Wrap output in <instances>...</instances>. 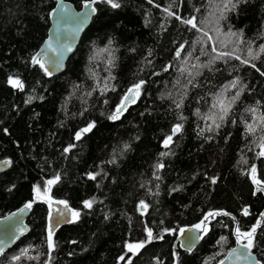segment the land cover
Listing matches in <instances>:
<instances>
[{"label":"trees","instance_id":"1","mask_svg":"<svg viewBox=\"0 0 264 264\" xmlns=\"http://www.w3.org/2000/svg\"><path fill=\"white\" fill-rule=\"evenodd\" d=\"M65 1L78 9L87 0ZM117 2L93 3L96 13L64 70L48 76L33 57L55 0H0V160L9 161L0 172V217L33 201L37 185L80 213L54 230L50 252L48 203L36 200L28 231L0 264H174L175 250L176 264H216L236 242V228L247 232L257 221L250 251L264 264V193L254 194L250 179L255 166L264 182V0L231 11L226 0ZM190 18L196 28L182 23ZM141 81L135 102L110 120ZM89 123L95 127L76 140ZM176 124L182 130L165 148ZM85 200H94L91 208ZM209 212L198 245L174 248L180 228ZM221 237L226 242L217 243ZM142 241L135 253L126 248Z\"/></svg>","mask_w":264,"mask_h":264},{"label":"water","instance_id":"2","mask_svg":"<svg viewBox=\"0 0 264 264\" xmlns=\"http://www.w3.org/2000/svg\"><path fill=\"white\" fill-rule=\"evenodd\" d=\"M90 0L83 1L81 6L78 9H75L73 5L65 0H55V4L49 14L48 18V27L46 30V36L40 43L34 57L38 58L45 66L51 71V75L54 76L58 73H61L64 70L65 64L69 56L74 52L75 48L77 47L79 40L88 27L92 17L95 15L96 10L94 13L90 11V8H95L94 4L90 5V8H85L84 5L89 3ZM88 12L89 15L85 19L84 14ZM83 21V22H82ZM51 45V47H49ZM70 49V50H68ZM39 54V55H37ZM33 57V58H34ZM59 64V67L56 66V63ZM128 94V90L123 95V97ZM122 97V99H123ZM121 103V102H120ZM127 105L132 103L131 101H127ZM117 106L115 107L113 113L115 112ZM264 150L262 148L259 149V153ZM263 157V156H261ZM6 160H0V172L6 169L7 164L4 163ZM250 179L253 183L252 174H250ZM257 189H261L257 191ZM264 193V185L254 184L253 183V193ZM48 197V196H46ZM46 197L44 201L46 202ZM56 201L60 200H52L51 211L53 215V222H55L56 218H60L62 220L70 221L73 216L72 212L74 211L69 206L67 209L63 204L56 203ZM25 204L9 211L8 213L4 214L0 217V255L3 254L5 251L10 249L12 245L18 241L23 235L26 234L28 231V225L26 223V219L29 215L30 209H25L23 212L20 210L24 207ZM68 205V204H67ZM140 209H142L140 207ZM63 213L61 217L59 214ZM48 214H49V204H48ZM264 206L259 213L261 218H264ZM48 215H47V226H48ZM65 223H61L59 226ZM196 225H187L181 229L185 230V234L182 236L180 234V230L178 231L177 235L173 240V247H178L180 250L189 252L187 246V240L189 237L194 236H202V231L196 229ZM57 227H54V230ZM200 242V240L196 241L192 247V251ZM245 242L237 241L225 252L223 257L216 263L220 264L223 261V264H256V261H259L256 255L251 252V256L248 259H244L242 257L238 258L237 254H232V250L236 249L237 253H242L245 250L242 248V244ZM178 253L174 251V264L177 263ZM260 262V261H259ZM261 264V263H260Z\"/></svg>","mask_w":264,"mask_h":264},{"label":"snow or ice","instance_id":"3","mask_svg":"<svg viewBox=\"0 0 264 264\" xmlns=\"http://www.w3.org/2000/svg\"><path fill=\"white\" fill-rule=\"evenodd\" d=\"M97 0H90L89 3H86L84 5L85 8H90V5L92 3H96ZM103 2L109 4L112 8H119L120 7V4L117 2V0H103ZM152 0H149V3H151ZM241 3H248V0H226V2L224 3L223 5V8L224 10H228V11H231V10H234L236 7L239 6V4ZM90 11L92 13L95 12V8H90ZM165 11H168L167 9ZM89 15L88 12H86L84 14V17L85 19L87 18V16ZM168 15L170 16H173L175 15V13L171 12V11H168ZM176 19L180 20L181 17L179 16H176ZM83 22V21H82ZM182 23H185V24H188V25H191L193 28H196L197 25L196 23L194 22V18H190V19H187V20H182ZM232 35H237L236 33H232ZM109 43H111V41H109ZM49 47H51V45H49ZM70 50V49H68ZM107 49H105L106 51ZM260 51L261 52H264V45H261L260 47ZM249 54L251 55V50L249 52ZM39 55V54H37ZM177 55H179V53H177ZM237 59H239V57H236ZM255 58V57H253ZM33 63H36V64H39L40 68L44 70L45 74L47 75H51V71L45 66L44 63H42L39 59H37L36 57L33 58ZM53 63H56V66L59 67V64L55 61H53ZM111 63V61L109 62ZM244 63H248V61H244ZM253 68H255V65L253 64L252 65ZM167 70V69H165ZM257 71H259V69H257ZM261 75H264V73H261ZM9 83L13 86V87H17V88H20V89H23V84L20 80L18 79H9ZM143 81H141L140 83H137L135 85H133L132 88L128 89V94H126L123 99L121 100V103L117 106L116 110L114 113H112L110 116H109V119L110 120H117L120 118V116L123 114V111L126 110V103L127 101H131V102H135V98L136 96L139 95V91L143 85ZM235 86V85H233ZM237 96H239V93H237ZM31 97H29V101H31ZM180 105L178 104L177 107H179ZM252 111H255L254 109H252ZM226 114V113H225ZM221 119H223V117H221ZM264 119V118H262ZM95 127V124L94 123H89L87 125V127L81 129L80 131H78L76 134H75V139L76 140H80L82 135L84 133H87L89 131H91V129ZM217 127H219V125H217ZM182 130V125L181 124H176L173 129H172V135L168 136L165 140H164V147L165 148H168L170 143L172 142V139H173V136L176 135L177 133H179L180 131ZM248 131L249 132H253L254 129L252 127V125H248ZM262 140H264V138H262ZM74 147V145H70L69 147L65 148L64 149V152L67 153L71 150V148ZM128 145H125V148H127ZM261 148L264 149V142H262L261 144ZM162 156L164 155H168V153H161ZM258 155L260 156H264V150H262ZM114 162V161H112ZM5 164L9 163V161H4ZM246 163V161H245ZM157 169H162L164 167V165L162 163L160 164H157L156 165ZM255 172H256V168L255 166H253L251 168V173H252V179H253V183L254 184H257V185H260L264 182L260 181V180H257L255 178ZM96 175L97 174H92V173H89L88 174V178L89 179H92V180H95L96 179ZM157 179H159V177H157ZM60 180V176L59 175H56L53 179H49L46 181V185L48 186V188H50L51 185L57 183L58 181ZM217 181H216V178H211V183L215 184ZM47 188L45 189V196H46V192H47ZM174 191L175 190H178V189H173ZM261 189H257V191H260ZM34 192H35V198L33 199V201H30L28 203H26L24 205V207L20 210L21 212H23L25 209H31L32 206H33V203L36 202V200H39L41 199V190H40V186H35L34 187ZM255 194V193H254ZM46 202L49 204V214H48V226H47V237H46V240H47V245H48V248L51 251H53L55 249V243H54V240H53V236H54V227H58L61 223H72L74 222L75 219H78L79 218V215L80 213L79 212H76V211H73L72 212V216H73V220L72 221H68V220H62L60 218H56L55 219V222H53V215H52V211H51V205H52V200L50 197H46ZM56 203H60V204H63L65 206V208L67 209L68 205H67V202L66 201H56ZM94 203V200H85L83 202L84 204V207L85 208H91L92 205ZM140 207L143 208V209H146L148 207V205H146L143 201L140 202ZM219 214H223V215H229L228 213L224 212V213H215V215H219ZM61 217L63 216V213H60L59 214ZM214 215L213 213H208L207 216H205L204 220H207L209 216H212ZM244 215H248V210L247 208L244 209ZM264 215V214H262ZM260 224V221H257V224L255 226L252 227V229L250 231H247V232H241L240 229L237 227L236 228V237H237V243H240L241 241V238L243 237L247 243H244L242 244V248L245 250L244 252L242 253H237V250L236 249H233L232 250V254H237L238 255V258L239 257H242L244 259H248L250 256H251V248L255 246V233H256V229L257 227L259 226ZM204 225V221H201L200 224H197L195 227L196 229L198 230H203V231H207L206 228L203 227ZM165 232H171V231H174V230H171V229H165L164 230ZM180 234L183 236L185 234V230L181 229L180 230ZM147 236H148V242H151V240L153 239V234H152V231L150 229L147 230ZM159 239H163V236L161 235L159 237ZM202 239L201 236L197 235V236H194V237H189L188 240H187V246H188V249L189 251L191 250V247L192 245L198 241ZM227 238L226 237H221V239L219 241H217V243H224L226 242ZM145 246V242H139V243H136V244H127L126 247L128 249L129 252H137L139 249L143 248ZM27 250H25L26 252ZM0 252H2V249H0ZM14 260H18L20 259L19 256L17 257H14L13 258ZM119 259L123 260L124 259V256H121ZM128 264H131V260L128 261ZM220 264H223V261L220 262ZM256 264H260L259 261H256Z\"/></svg>","mask_w":264,"mask_h":264},{"label":"rangeland","instance_id":"4","mask_svg":"<svg viewBox=\"0 0 264 264\" xmlns=\"http://www.w3.org/2000/svg\"><path fill=\"white\" fill-rule=\"evenodd\" d=\"M44 188H45V185H44V187L42 188V189H40L41 190V199H39V200H43L44 198H45V190H44ZM36 195V194H35ZM34 195V196H35ZM209 213H213V212H209ZM214 214V213H213ZM208 215V213H206L205 214V216H207ZM205 216L203 217V219H202V221H204V225H203V227L204 228H206V226H207V222L214 216V215H212V216H209L208 217V219L207 220H204V218H205ZM250 231V230H249ZM236 241H237V237H236ZM241 241H245L246 243H247V241L242 237L241 238ZM127 244H136V243H127ZM126 244V245H127ZM127 248V247H126Z\"/></svg>","mask_w":264,"mask_h":264}]
</instances>
